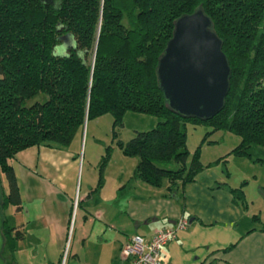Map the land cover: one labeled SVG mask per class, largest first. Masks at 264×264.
<instances>
[{
	"label": "trees",
	"instance_id": "trees-1",
	"mask_svg": "<svg viewBox=\"0 0 264 264\" xmlns=\"http://www.w3.org/2000/svg\"><path fill=\"white\" fill-rule=\"evenodd\" d=\"M198 10L221 39L230 67L223 106L209 118L172 108L157 72L176 20ZM67 31L74 35V47L55 54ZM127 111L159 119L123 141L117 129ZM104 113L113 117L115 144L138 158L134 176L153 186L167 179L168 190H173L203 168L219 164L225 180L212 187L227 189L233 202L247 209V181L229 184L227 157L264 162L250 153L252 145L264 146V0H0L1 255L6 264H17L16 243L23 237V229L4 213L22 203L12 158L35 144L67 146L86 120ZM189 121L211 126L193 151L187 147ZM218 129L237 134L239 141L203 163L201 144L210 142L207 137ZM110 149L105 147L98 162L96 187L103 184ZM252 219L260 221L257 214Z\"/></svg>",
	"mask_w": 264,
	"mask_h": 264
},
{
	"label": "crops",
	"instance_id": "crops-1",
	"mask_svg": "<svg viewBox=\"0 0 264 264\" xmlns=\"http://www.w3.org/2000/svg\"><path fill=\"white\" fill-rule=\"evenodd\" d=\"M82 131L67 146L35 144L19 150L11 160L22 196L21 206H13L11 216L13 225L23 229V264H59L69 235L65 264H129L120 256V247L130 235L148 238L179 217H187L189 224L162 248L167 264H264L262 210L260 221H254L253 211L233 202L227 189L212 187L215 181L225 180L219 164L168 190L167 179L153 186L134 176L138 158L128 159L111 145L103 184L96 187V157L86 162L85 169L84 155L83 161L79 155ZM248 160L233 154L227 157V162L240 167ZM79 168L82 174L85 169V178L77 192ZM229 179L230 185H238ZM257 195L264 200L261 188ZM75 199H79L76 210ZM233 242L231 248L221 250Z\"/></svg>",
	"mask_w": 264,
	"mask_h": 264
},
{
	"label": "water",
	"instance_id": "water-1",
	"mask_svg": "<svg viewBox=\"0 0 264 264\" xmlns=\"http://www.w3.org/2000/svg\"><path fill=\"white\" fill-rule=\"evenodd\" d=\"M157 72L166 101L180 113L209 118L222 108L230 67L221 49V39L202 11L176 20ZM2 225L0 186V264H6L1 255Z\"/></svg>",
	"mask_w": 264,
	"mask_h": 264
},
{
	"label": "rangeland",
	"instance_id": "rangeland-1",
	"mask_svg": "<svg viewBox=\"0 0 264 264\" xmlns=\"http://www.w3.org/2000/svg\"><path fill=\"white\" fill-rule=\"evenodd\" d=\"M75 39L72 32L67 31L60 35V41L54 47L55 54H64L69 51L71 47H74ZM112 115L110 113H104L97 117L90 118L86 120L82 134L80 135V149L79 155L83 161H85V169L86 162L91 160L92 156H95L97 162L100 161L101 155L104 154L105 147L107 145H114L115 149H118V153L124 155L121 149L115 144V140L112 137ZM159 118L150 114L136 112V111H127L124 114L123 125L119 129H117V135L119 139L126 141L130 137H132L135 133V130H143L149 129L155 125ZM186 132H187V147L189 150L193 151L194 148L200 143L204 133L211 129V126L208 124L201 122L196 123L189 121L185 124ZM94 130V132L92 131ZM93 132V133H92ZM92 134L96 133L98 136L96 139L92 138ZM93 139V140H91ZM207 140H211L210 142H203L201 144V157L204 160H210L214 158L215 154L220 155L225 153L229 148L236 145L239 141V136L230 131L224 129H218L209 134ZM79 141V136L76 137L74 144ZM234 144V145H233ZM118 147V148H117ZM112 149H110V153ZM251 158L260 157L264 159V146L262 145H252L250 147ZM101 154V155H100ZM128 157V159H137L136 156H124ZM249 164H245L244 167H240L239 165H231V162H227L228 169L230 171V176L227 178L231 180L234 179V183L238 181L239 184L242 180H246V184L243 186V190L245 193V197L248 201V207L244 210H252L253 214H257L261 219V215L259 214L260 209L262 210V218H264V203L262 200L258 199L257 193L260 192V188L263 187L259 184H263L264 182V162L258 160H248ZM98 165V164H97ZM215 165V164H214ZM244 168V170H243ZM85 169L83 168V174L81 173V169L79 168L78 178H77V192L81 186H83L84 178H85ZM244 172H246L244 174ZM237 186V185H236ZM264 188V187H263ZM248 196V197H247ZM75 210L77 208V202L79 199H75ZM13 206H8L4 213L9 216V221L11 224H15L14 218L11 216L13 211ZM75 211L71 215L72 224L75 219ZM252 218V216H251ZM255 221V220H254ZM71 245L70 235L68 236V240L65 243V246L61 253V259L59 264H65L67 261L68 251ZM227 246V245H226ZM225 247V246H224ZM229 249V248H228ZM221 250H227L222 247ZM15 256L17 260V264H23V237L19 238L16 243L15 248ZM39 261V260H38ZM39 263H41L39 261Z\"/></svg>",
	"mask_w": 264,
	"mask_h": 264
},
{
	"label": "built area",
	"instance_id": "built-area-1",
	"mask_svg": "<svg viewBox=\"0 0 264 264\" xmlns=\"http://www.w3.org/2000/svg\"><path fill=\"white\" fill-rule=\"evenodd\" d=\"M75 204L76 201L74 206ZM188 224L187 217H179L172 223L157 228L148 238L140 233L132 234L121 245L120 256L127 259L129 264H167L163 261L162 248Z\"/></svg>",
	"mask_w": 264,
	"mask_h": 264
}]
</instances>
